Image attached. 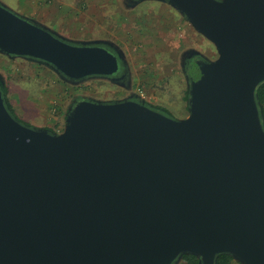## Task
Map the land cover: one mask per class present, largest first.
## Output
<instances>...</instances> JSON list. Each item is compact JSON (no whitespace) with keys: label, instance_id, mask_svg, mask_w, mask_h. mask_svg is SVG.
<instances>
[{"label":"water","instance_id":"water-1","mask_svg":"<svg viewBox=\"0 0 264 264\" xmlns=\"http://www.w3.org/2000/svg\"><path fill=\"white\" fill-rule=\"evenodd\" d=\"M167 1L218 53L199 62L187 117L85 99L51 132L0 87V264H264V0ZM0 52L73 82L120 69L1 4Z\"/></svg>","mask_w":264,"mask_h":264},{"label":"rangeland","instance_id":"rangeland-1","mask_svg":"<svg viewBox=\"0 0 264 264\" xmlns=\"http://www.w3.org/2000/svg\"><path fill=\"white\" fill-rule=\"evenodd\" d=\"M18 1L20 11L26 14L31 8L37 6L40 10L47 5L45 0ZM18 1L13 0V5ZM82 1L87 2V8H92L90 13L93 9L105 13L102 8L112 4V0H97L96 3L93 0ZM162 8L167 10L161 11V17L168 22L175 17L177 24L172 21L171 24H163L156 29L152 25L154 20L147 26L135 16L138 19L136 24L130 21L124 29L118 27L114 30L115 28L110 27L112 18L108 14L87 17L98 20L96 32L113 30L112 36L127 55L134 85L128 93L138 92L154 104L152 109L171 118L182 119L189 114L186 100L189 88L182 66L183 55L188 51H198L204 61H211L217 58L218 53L210 40L198 33L179 12L164 3L144 4L140 13L149 10L156 12ZM201 76L200 72L195 75L199 79ZM0 77L9 88L8 97L14 114L22 123L36 129H51L56 132L64 129L66 113L74 99L78 102L83 97H90L96 102L113 103L114 96L107 95L106 92L116 88V85L104 79H85L70 83L67 79H61L54 69L45 64L32 59L10 57L1 52ZM177 264H185V261L179 260ZM230 264L241 263L232 260Z\"/></svg>","mask_w":264,"mask_h":264},{"label":"flooded vegetation","instance_id":"flooded-vegetation-1","mask_svg":"<svg viewBox=\"0 0 264 264\" xmlns=\"http://www.w3.org/2000/svg\"><path fill=\"white\" fill-rule=\"evenodd\" d=\"M93 1L95 3L97 2V0H93ZM159 2L164 3L167 6H172L167 0H112V4H109L107 5V7L102 8V10L106 11L105 13H99L98 9H93V11L90 13V10H92V8H87L88 4L86 1L45 0V3H47V5L45 4L46 7L44 9L39 10V8L36 6L34 8H31L30 12L26 14L22 10L20 11L19 1L16 2L15 5H13V0H0L1 5H4L8 9L14 11L15 13L21 16L27 18L29 17L28 19H31L34 23L46 28L47 30L51 31L56 36L67 42L73 44H79V45L103 46L109 49L117 56L119 60L120 63L119 71L112 76L95 75L87 78L86 80L104 79L116 85L115 86L116 88H113L110 91L106 92L107 95L114 96V100H112V102H117V101H136L140 103L143 102L145 104L147 103L146 105L149 106L150 108L153 107L154 104L146 100V98L142 97L138 92H136V94L128 93L132 91V88L134 87L133 79H132V71L129 66L127 55L121 48L120 44L117 43L115 37L112 36L111 34L113 30L112 31L103 30L100 33L96 32V28L97 26H99L98 20L96 18H91L87 16L94 15L96 17L97 15L104 16V14L105 15L108 14L112 18L111 19L112 24L110 27L111 29L115 28L114 30H116L118 27L124 29V27L130 24V21H134V23L136 24V21L138 19L135 16H137L144 23V25H146L145 23H148L147 26H149V24H152L153 23L152 21L154 20V24L152 25L153 27L156 26V29H158L159 23L156 21V18L159 17L158 13L162 9L156 12L151 10L145 11L143 12V14H141L140 12L142 5L147 3H159ZM42 3L44 5V1ZM26 59H32L34 61L45 64L51 67L52 69H54L52 66L42 61L33 58H26ZM201 61H204L201 54L195 53L193 51H188L182 57V66H183V71L185 73L188 88H190V84L192 80H199V78H196L195 75L198 74L199 72L200 75L202 73L201 68L199 67L200 66L199 62ZM194 64L197 65V68L196 67L194 68L195 66ZM58 75L61 77L60 74ZM61 79L64 80L65 78H61ZM68 81L70 83H76L67 79V82ZM1 86H6L5 81L2 77H0V87ZM85 99L93 101L94 98L83 97L82 99H80V101ZM78 102L76 101V99L72 101V103L70 104L67 110L66 117L69 110L73 107V105H76V103ZM50 131L56 132L51 129ZM183 260H184V255L180 258V261ZM215 264H218L217 257Z\"/></svg>","mask_w":264,"mask_h":264},{"label":"trees","instance_id":"trees-1","mask_svg":"<svg viewBox=\"0 0 264 264\" xmlns=\"http://www.w3.org/2000/svg\"><path fill=\"white\" fill-rule=\"evenodd\" d=\"M1 89L5 95L6 104L9 108V110L17 119H19L18 116H16L14 114L11 101L8 97L9 88L7 86H1ZM186 100H187L188 106H189V100H190V92L189 91L186 94ZM256 100L258 103L260 116H261L262 122L264 124V81L262 83H260L256 89ZM232 259H233V257L230 254L222 253V254H219L217 256V263L218 264H230ZM184 261H185V264H201L200 263L201 258L199 260V257L192 255V254H185L184 255Z\"/></svg>","mask_w":264,"mask_h":264},{"label":"crops","instance_id":"crops-1","mask_svg":"<svg viewBox=\"0 0 264 264\" xmlns=\"http://www.w3.org/2000/svg\"><path fill=\"white\" fill-rule=\"evenodd\" d=\"M171 9H174L175 11H177V12H179L183 17H185L186 18V16L185 15H183L180 11H178L175 7H172V6H169ZM169 9V8H168ZM166 9L165 8H162V10L161 11H165ZM161 11H159V17H157L156 18V21L159 23L158 24V26H161V25H167V24H171V22L173 21V23L174 24H177V20H176V18L175 17H172V21L169 19V22L168 21H166V19H163L162 17H161ZM175 16V15H174ZM187 21L191 24V22L187 19ZM146 24H148V23H146ZM151 25V24H150ZM192 25V24H191ZM192 27H193V25H192ZM194 28V27H193ZM195 29V28H194ZM196 30V29H195ZM197 31V30H196ZM198 32V31H197ZM199 33V32H198ZM201 34V33H200ZM202 35V34H201ZM207 39V38H206Z\"/></svg>","mask_w":264,"mask_h":264}]
</instances>
